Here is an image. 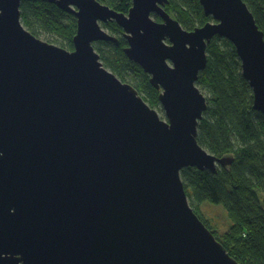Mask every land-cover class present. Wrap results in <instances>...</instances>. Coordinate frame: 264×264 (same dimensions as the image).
<instances>
[{
    "label": "water",
    "instance_id": "1",
    "mask_svg": "<svg viewBox=\"0 0 264 264\" xmlns=\"http://www.w3.org/2000/svg\"><path fill=\"white\" fill-rule=\"evenodd\" d=\"M26 0H0V264H239L191 207L181 177L234 162L198 142L208 46L236 49L264 116V32L243 0H199L212 21L187 31L169 0H43L77 19L74 50L22 24ZM154 16L161 19L157 21ZM160 92L167 121L106 69L118 43Z\"/></svg>",
    "mask_w": 264,
    "mask_h": 264
},
{
    "label": "trees",
    "instance_id": "2",
    "mask_svg": "<svg viewBox=\"0 0 264 264\" xmlns=\"http://www.w3.org/2000/svg\"><path fill=\"white\" fill-rule=\"evenodd\" d=\"M98 1L126 15L132 7V0ZM243 1L264 32V0ZM165 9L187 31L212 21L205 16L199 0H169ZM154 18L161 22L159 17ZM21 19L37 38L40 33H48L69 41L67 50H74L77 19L73 15L43 0H26L21 5ZM104 28L119 41L100 42L98 50L103 61L122 82H127L126 76L132 78L139 94L148 95L145 101L151 108L158 106L160 92L151 86L150 76L124 52L128 42L122 28L115 22ZM100 46L113 51L106 52ZM197 85L209 94L208 109L198 126V142L210 154L232 156L234 162L220 168L217 174L184 169L181 177L190 205L206 225L200 215L201 206L209 203L224 207L233 222L230 231L222 238L207 225L208 228L239 264H264V116L253 108V91L243 78L232 43L219 36L211 41L208 67L200 74Z\"/></svg>",
    "mask_w": 264,
    "mask_h": 264
},
{
    "label": "rangeland",
    "instance_id": "3",
    "mask_svg": "<svg viewBox=\"0 0 264 264\" xmlns=\"http://www.w3.org/2000/svg\"><path fill=\"white\" fill-rule=\"evenodd\" d=\"M22 24L29 31V29L26 27V25L24 24L23 21H22ZM103 28H104V25H103ZM106 30L110 32V30H108V29H106ZM40 34L41 35L38 37L40 40L48 42V43L56 45V46H60V47H62V45H64V48L68 49L67 45H69V41L64 40V39H60V38H57V37H51V36L48 35V33L47 34L46 33H40ZM99 45H100V43L94 44L95 50L100 56V61L103 63V65H104V67L106 69H108L110 72L114 73L113 70L110 67H108L106 65V63L103 61L102 54L98 50V46ZM100 47L103 48L104 50H106V52H108L110 50L113 51L112 48H107L105 46H100ZM114 74L116 75V73H114ZM116 76L118 77V75H116ZM126 78H127V82L126 83H128V84H130L132 86L135 85L134 83H136V82L134 81V83H133L132 78L127 77V76H126ZM137 84H138V82H137ZM198 88L201 90V92L204 94V96L206 98L209 97V94H208V92L206 90H204L203 88H201L199 86H198ZM140 96L144 100H146V98H148V95L146 93L145 94H141L140 93ZM153 109H155L158 112V114L160 115V117L163 120L167 121L165 111H164V109H163V107H162V105L160 103L158 104V106L155 105L153 107ZM200 215L203 218V220L207 223V225L210 227L212 232L217 233L219 237L223 238L230 231L231 227L233 226V222H232L228 212L222 206H215V205H212V204H209V203L204 204L200 208Z\"/></svg>",
    "mask_w": 264,
    "mask_h": 264
}]
</instances>
